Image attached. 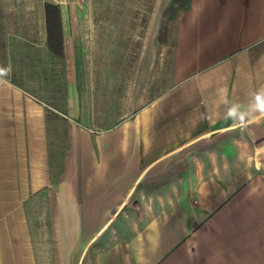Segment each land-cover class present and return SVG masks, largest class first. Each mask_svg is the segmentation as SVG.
<instances>
[{"label": "crops", "instance_id": "crops-1", "mask_svg": "<svg viewBox=\"0 0 264 264\" xmlns=\"http://www.w3.org/2000/svg\"><path fill=\"white\" fill-rule=\"evenodd\" d=\"M169 3L132 72L85 65L89 28L115 26L63 24L61 107L0 73V264H80L123 204L142 226L97 264H264V0H190L168 59Z\"/></svg>", "mask_w": 264, "mask_h": 264}, {"label": "rangeland", "instance_id": "rangeland-1", "mask_svg": "<svg viewBox=\"0 0 264 264\" xmlns=\"http://www.w3.org/2000/svg\"><path fill=\"white\" fill-rule=\"evenodd\" d=\"M47 2L59 6L62 25L116 27L111 28V31L89 28L93 30L90 34L96 37L95 41L86 39L84 43L83 58L87 62L85 65L94 69L97 67V72L103 68L107 70L111 56L117 59L118 73L135 71V60L140 54L139 36L146 24L147 11L151 10L154 0H0V73L7 74L13 81L24 85L26 89H31L32 93L42 100L50 101L58 107L64 104L65 95L61 91L63 87L66 88L65 64L64 58L55 56L49 50L45 11ZM187 3L188 0H170L162 16L160 50L165 49L164 54L168 59L172 56V45L168 44V41L172 42L168 33V23L172 15ZM131 9H136L139 14L131 15ZM130 26H137V30H129ZM113 29H117V42L115 47L110 48L108 36L113 34ZM74 33L77 34L76 28ZM165 42L168 47L165 46ZM125 58L131 60L125 63ZM57 117H55L59 124L57 132L61 135V124L64 122ZM43 206L42 204L40 208L41 215L44 213ZM117 210L120 217L118 219L128 222L105 224L96 238L86 239L85 253L80 264H97L101 251L125 242L142 226L138 221V217L141 216L140 208H126L123 204ZM45 229L44 222L38 224V232L40 235L42 233V237ZM41 258L45 261V257Z\"/></svg>", "mask_w": 264, "mask_h": 264}, {"label": "trees", "instance_id": "trees-1", "mask_svg": "<svg viewBox=\"0 0 264 264\" xmlns=\"http://www.w3.org/2000/svg\"><path fill=\"white\" fill-rule=\"evenodd\" d=\"M190 5V0L185 7L181 9H187ZM46 11V25H47V38L49 48L57 55L63 54V32H62V22L60 8L57 4L47 2L45 4ZM174 15V14H173ZM172 15V16H173Z\"/></svg>", "mask_w": 264, "mask_h": 264}, {"label": "clouds", "instance_id": "clouds-1", "mask_svg": "<svg viewBox=\"0 0 264 264\" xmlns=\"http://www.w3.org/2000/svg\"><path fill=\"white\" fill-rule=\"evenodd\" d=\"M235 114V109H232L231 111H230V115H234Z\"/></svg>", "mask_w": 264, "mask_h": 264}]
</instances>
